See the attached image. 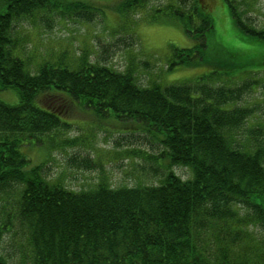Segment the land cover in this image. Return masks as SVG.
<instances>
[{
    "label": "trees",
    "instance_id": "1",
    "mask_svg": "<svg viewBox=\"0 0 264 264\" xmlns=\"http://www.w3.org/2000/svg\"><path fill=\"white\" fill-rule=\"evenodd\" d=\"M225 1L243 39L264 43V26L249 24L241 1ZM146 2L123 0L120 9ZM163 9L193 42L175 48L167 70L199 64L213 28L210 6L177 0L155 11ZM36 12L90 22L99 9L81 0H8L0 13V91L18 96L15 104L0 99V264H264V123L248 125L250 81L205 85L198 77L144 87L131 70L85 52L74 66L60 55L33 72L18 54L14 25ZM77 105L154 139L159 181L115 187L101 178L76 191L47 178L45 162L31 165L22 150L43 138L60 146L55 138L69 125L60 118Z\"/></svg>",
    "mask_w": 264,
    "mask_h": 264
},
{
    "label": "rangeland",
    "instance_id": "2",
    "mask_svg": "<svg viewBox=\"0 0 264 264\" xmlns=\"http://www.w3.org/2000/svg\"><path fill=\"white\" fill-rule=\"evenodd\" d=\"M81 1L99 9L90 22L58 18L54 13L44 12L15 22L17 51L31 71L44 60L53 61L60 55L74 66L79 54L85 52L91 61L100 65L119 71L131 70L144 87L194 81L198 77L205 85L215 84V80L226 85L246 80L250 81L251 88L243 102L255 108L248 125L264 123V62L260 57L251 58L255 54L264 58V43L243 39L232 24L225 0H205L210 6L213 28L207 35L202 61L195 66L177 65L172 71L167 70L166 63L173 57L175 48L190 47L193 42L168 9L155 10L176 4L177 0H147L142 8L126 13L120 9L123 0ZM229 1L234 4L241 1L240 9H246L249 24L256 28L264 26V0ZM7 3L8 0H0V13L5 11ZM130 41L131 45H127ZM245 61L251 63L238 67L237 62ZM0 99L15 104L18 96L8 89L0 91ZM109 116L97 117L79 105L71 106L60 118L69 124L55 138L60 146L50 147L43 138V142L28 145L22 152L31 165L46 163L47 178L59 180L76 191L94 186L101 178L115 187L157 183L159 175H154L152 168L157 167L154 159L162 148L154 139L146 138L136 125L122 124ZM83 159L92 160L94 165L83 166ZM172 169L183 179L190 174L185 167ZM255 233L256 237L262 235Z\"/></svg>",
    "mask_w": 264,
    "mask_h": 264
}]
</instances>
